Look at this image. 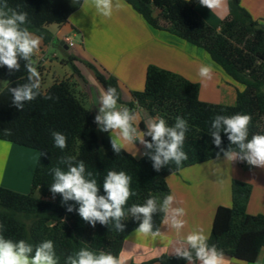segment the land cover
<instances>
[{
    "label": "trees",
    "instance_id": "16d2710c",
    "mask_svg": "<svg viewBox=\"0 0 264 264\" xmlns=\"http://www.w3.org/2000/svg\"><path fill=\"white\" fill-rule=\"evenodd\" d=\"M123 1L153 29L203 49L213 63L244 89L237 90L234 106L205 103L199 99V84L150 65L144 89L132 92V99L124 102L115 76H106L93 64L82 61L94 72L105 90L109 86L116 88L118 104L134 111L142 110L154 119L164 118L169 126L174 125L177 116L188 121L189 129L183 145L188 159L179 168L173 163L156 172L152 161L145 155L136 158L124 148L119 155L113 152L109 133L98 129L94 123L96 113L85 106L71 78L57 80L44 87L42 71L37 69L41 77V95L27 102L21 111L12 104L8 89L27 82L25 62L20 60L19 71L10 72L7 67L0 66V81L8 83L0 90V141L38 151L30 193L23 194L0 186V223L5 226L3 235L13 241L23 239L33 245L52 240L59 264H65L66 258L81 248H88L97 254L101 251L111 253L119 259L126 239L139 225V221L128 214L122 221L125 224L123 232H117L111 225L102 226L99 222L92 227L75 210L79 207L76 202L64 204L60 194L53 198L49 190L53 182L51 169L58 166L67 170L66 165L60 163L61 157L72 156L76 161L83 160L87 170L97 179L100 195L105 194L103 180L109 170H123L129 174L132 177L131 189L137 195L125 205L127 212L133 204H143L149 196L157 197L162 203L164 197L170 194L169 176L224 157L222 153L217 157L220 150L213 144L210 135L211 121L216 115L248 114L251 116L248 138L264 134V22L255 20L242 7L241 0H228L229 13L219 26H211L198 14L199 0ZM83 2L7 0L9 8L28 13V22L23 27L41 37L46 46L54 40L49 27L65 24ZM32 60L34 63V56ZM76 60L68 55L63 63H68L73 73L80 75L74 64ZM48 95L53 99L44 98ZM146 126L142 118L140 131H146ZM3 129H10L12 134L4 135ZM52 131L67 136L65 149L54 146ZM221 138L222 147L228 149L231 145L223 132ZM41 153L46 155L41 156ZM251 191V186L245 182H232V206L218 207L208 241L222 250L224 256L246 264L256 263L264 248V215H250L246 211ZM68 205L74 211L68 212ZM164 218L162 212L154 214V230H160ZM141 264H187V261L175 255H165Z\"/></svg>",
    "mask_w": 264,
    "mask_h": 264
},
{
    "label": "crops",
    "instance_id": "0c3cea01",
    "mask_svg": "<svg viewBox=\"0 0 264 264\" xmlns=\"http://www.w3.org/2000/svg\"><path fill=\"white\" fill-rule=\"evenodd\" d=\"M116 2L119 8H114L112 15L105 17L97 12L93 0H84L80 9L65 24L49 27L59 46H62L60 42L68 45L65 38H71L68 50H61L77 58L74 64L80 75L74 74L57 53L47 57L49 47L53 46H46L41 41L34 57L37 56L36 68L42 71L44 87L51 86L57 80L71 78L84 104L97 115L101 92L105 89L97 81L94 72L84 65V61L93 64L104 75L118 79L124 102L132 99V92L144 89L147 68L155 65L199 84V99L202 102L235 105L237 90H243L244 86L232 81L204 50L176 36L153 29L123 0ZM241 5L255 20L264 22V0H241ZM197 12L211 26H219L229 13L228 0H223L221 6L212 11L199 4ZM52 27L55 29L52 30ZM79 36L81 43L73 44ZM201 65L213 68L211 80L199 76ZM136 112L139 118L135 126L140 131L142 118L146 125L154 118L144 116L142 110ZM128 145L125 144L123 148L130 152ZM20 151L19 146L0 141V184H4L10 175L20 174L15 161L19 159ZM214 161L185 168L178 175L173 174L167 178L170 194L175 198L173 207H181L185 211L182 217L184 228L177 232L164 218L161 235L155 239L136 231L131 233L122 248L120 264H141L165 255L173 256L174 249L194 230L210 236L218 207L232 206L231 186L235 180L245 182L252 188L247 213L264 215V168L239 160L228 161L225 157ZM216 169L220 174L225 173L224 183L218 174H214ZM196 264L199 262L196 261ZM224 264L246 263L224 256ZM254 264H264V248Z\"/></svg>",
    "mask_w": 264,
    "mask_h": 264
},
{
    "label": "clouds",
    "instance_id": "9594fccd",
    "mask_svg": "<svg viewBox=\"0 0 264 264\" xmlns=\"http://www.w3.org/2000/svg\"><path fill=\"white\" fill-rule=\"evenodd\" d=\"M98 13L105 17L112 15L114 8H119L116 0H93ZM223 0H199L201 6L215 10L221 6ZM28 22L27 12H18L9 8L7 0L0 2V66H5L12 71L20 70V60L25 62L27 82L8 92L12 96V104L23 111L25 104L37 99L41 95V77L32 57L39 50L42 38L35 36L26 27ZM204 80H211L213 68L210 65H201L198 72ZM45 99H53L50 95ZM118 94L114 87L109 86L101 92L100 106L94 123L102 132L110 133V144L113 152L119 155L125 144L139 142L145 149L143 155L152 161L156 172L162 168L175 164L179 168L188 159L183 150L186 133L189 129L188 121L177 116L175 123L169 126L164 118L149 120L146 131H138L135 126L139 114L127 106H118ZM251 116L248 114H233L231 116L216 115L210 125V135L213 144L220 150L228 161H244L251 166L264 168V134L249 136ZM221 132H223L230 147H222ZM4 135H11L10 129H3ZM51 136L54 146L63 150L67 147V136L59 131H52ZM150 137V140L145 139ZM235 146V148H233ZM45 156L46 153H41ZM60 163L66 165L67 170L60 167L51 169L53 182L49 190L53 194H60L62 203L76 202L79 207L75 209L79 216L92 227L97 222L102 226L111 225L117 232H123L125 224L122 223L126 215L130 214L139 221L136 232L153 239L159 237L161 232L154 230L153 216L157 212L165 214V222L177 232H180L185 221L182 217L185 211L181 207H173L175 198L169 194L162 203L155 196H149L143 204H133L125 211L128 200L137 195L131 189L132 177L125 171L109 170L103 180L104 195H100L97 179L91 171L87 170L83 160L76 161L75 157L65 156L60 158ZM67 211L74 208L67 206ZM5 226L0 223V264H59L55 253L54 242L45 240L39 244H31L23 239L13 241L3 235ZM209 236L203 231L194 230L174 249L177 258L184 259L187 264H224L223 251L216 245L208 243ZM65 264H120V260L111 253L99 252L98 254L88 248L66 258Z\"/></svg>",
    "mask_w": 264,
    "mask_h": 264
},
{
    "label": "rangeland",
    "instance_id": "374dc122",
    "mask_svg": "<svg viewBox=\"0 0 264 264\" xmlns=\"http://www.w3.org/2000/svg\"><path fill=\"white\" fill-rule=\"evenodd\" d=\"M54 29H55V27H52V30H54ZM80 43H81V36L77 37L76 40L73 42V44H76V45H78ZM68 45H69V43H68ZM66 50H68V49H66ZM66 50L57 49L56 47H49V54H47V57H49L52 53H57L59 56V59L62 60L63 62H65L68 58ZM33 56H35V55H33ZM36 57H34V63L35 64H36V60H35ZM66 65L71 69V67L68 63ZM86 78H87V76H86ZM7 85H8V83L6 81H0V90H3L4 88H6ZM85 105L87 108H90L87 104H85ZM145 115H146V117H149L144 112V116ZM19 148L21 150L20 154H18L19 159L16 158L15 161L18 165V168L20 169V172H19L20 174L10 175L9 177H7L6 182L4 184L3 183L0 184V186L5 187V188L10 189V190H13V191H16V192H19V193L28 194V193H30V190H31L32 177H33V174H34V171H35V168L37 165V161H38V151H36L34 149L24 148V147H19ZM128 149H129L130 153L137 158L142 157L143 153L145 152L144 147L138 141L128 145ZM215 161H217V160H215ZM215 164H220V163L216 162ZM221 166H222V163H221ZM214 171H215L214 174H216V175L218 174L219 177L221 178L222 183H224L225 173L222 172L220 174L217 169ZM203 175H206V174L203 173ZM174 188H175V186H174ZM35 196L38 197L39 196L38 193H36Z\"/></svg>",
    "mask_w": 264,
    "mask_h": 264
},
{
    "label": "water",
    "instance_id": "95a60500",
    "mask_svg": "<svg viewBox=\"0 0 264 264\" xmlns=\"http://www.w3.org/2000/svg\"><path fill=\"white\" fill-rule=\"evenodd\" d=\"M60 44L62 45V46H59L58 44H57V40H53V42H52V46L53 47H56V48H63V49H68V45H65L64 44V42H60Z\"/></svg>",
    "mask_w": 264,
    "mask_h": 264
},
{
    "label": "built area",
    "instance_id": "2783aa9c",
    "mask_svg": "<svg viewBox=\"0 0 264 264\" xmlns=\"http://www.w3.org/2000/svg\"><path fill=\"white\" fill-rule=\"evenodd\" d=\"M65 40H66L68 43H71V41H72L71 38H69V37H66Z\"/></svg>",
    "mask_w": 264,
    "mask_h": 264
}]
</instances>
